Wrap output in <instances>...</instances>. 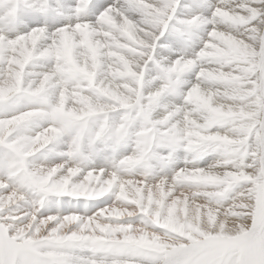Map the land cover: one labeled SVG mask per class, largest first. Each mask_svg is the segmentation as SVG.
Listing matches in <instances>:
<instances>
[{
  "label": "snow or ice",
  "instance_id": "1",
  "mask_svg": "<svg viewBox=\"0 0 264 264\" xmlns=\"http://www.w3.org/2000/svg\"><path fill=\"white\" fill-rule=\"evenodd\" d=\"M0 264H264V0H0Z\"/></svg>",
  "mask_w": 264,
  "mask_h": 264
}]
</instances>
